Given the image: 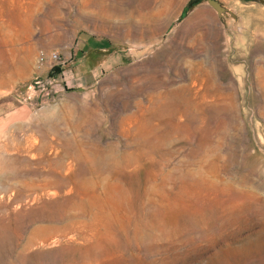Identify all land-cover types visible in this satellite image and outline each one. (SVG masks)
Instances as JSON below:
<instances>
[{
    "label": "rangeland",
    "instance_id": "374dc122",
    "mask_svg": "<svg viewBox=\"0 0 264 264\" xmlns=\"http://www.w3.org/2000/svg\"><path fill=\"white\" fill-rule=\"evenodd\" d=\"M188 1L0 0V264H264V4Z\"/></svg>",
    "mask_w": 264,
    "mask_h": 264
},
{
    "label": "water",
    "instance_id": "95a60500",
    "mask_svg": "<svg viewBox=\"0 0 264 264\" xmlns=\"http://www.w3.org/2000/svg\"><path fill=\"white\" fill-rule=\"evenodd\" d=\"M200 0H189L187 2V6H191L197 2H199ZM207 3L216 10V12L221 15V14H226V12L229 11V9H227L220 1L218 0H206ZM253 1H259L261 3L264 4V0H253Z\"/></svg>",
    "mask_w": 264,
    "mask_h": 264
},
{
    "label": "trees",
    "instance_id": "16d2710c",
    "mask_svg": "<svg viewBox=\"0 0 264 264\" xmlns=\"http://www.w3.org/2000/svg\"><path fill=\"white\" fill-rule=\"evenodd\" d=\"M52 72H53L54 74L60 72V67H59V66H54Z\"/></svg>",
    "mask_w": 264,
    "mask_h": 264
}]
</instances>
